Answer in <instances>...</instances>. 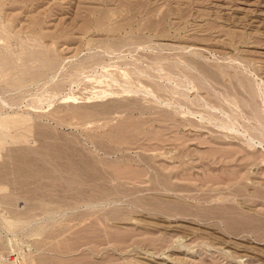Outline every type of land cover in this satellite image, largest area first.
<instances>
[{
    "label": "rangeland",
    "instance_id": "374dc122",
    "mask_svg": "<svg viewBox=\"0 0 264 264\" xmlns=\"http://www.w3.org/2000/svg\"><path fill=\"white\" fill-rule=\"evenodd\" d=\"M262 136L264 0H0V264H264Z\"/></svg>",
    "mask_w": 264,
    "mask_h": 264
},
{
    "label": "bare ground",
    "instance_id": "6f19581e",
    "mask_svg": "<svg viewBox=\"0 0 264 264\" xmlns=\"http://www.w3.org/2000/svg\"><path fill=\"white\" fill-rule=\"evenodd\" d=\"M260 135H261V134H260ZM262 137H264V136H262ZM262 137H261V138H262ZM250 138H251V137H250ZM261 140H262V139H261ZM261 140H260V141H261ZM254 142H255V141H254Z\"/></svg>",
    "mask_w": 264,
    "mask_h": 264
}]
</instances>
